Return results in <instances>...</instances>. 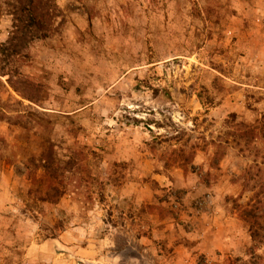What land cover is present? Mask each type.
Here are the masks:
<instances>
[{
	"label": "rangeland",
	"instance_id": "obj_1",
	"mask_svg": "<svg viewBox=\"0 0 264 264\" xmlns=\"http://www.w3.org/2000/svg\"><path fill=\"white\" fill-rule=\"evenodd\" d=\"M55 2L20 59L44 100L31 128L0 122V264H264L241 218L264 189V0ZM51 144L76 170L57 203L28 176Z\"/></svg>",
	"mask_w": 264,
	"mask_h": 264
},
{
	"label": "trees",
	"instance_id": "obj_2",
	"mask_svg": "<svg viewBox=\"0 0 264 264\" xmlns=\"http://www.w3.org/2000/svg\"><path fill=\"white\" fill-rule=\"evenodd\" d=\"M10 1H13L10 14L13 15L14 27L8 41L0 47V86L8 90L11 88L19 96L14 100L21 108H14L9 102H0V122L17 124L26 129L31 128L33 123L30 118L36 116L29 109L33 105H41L45 88L43 84L25 74L20 59L25 56V51L35 40L55 34L57 28L55 22L63 16V13L55 0ZM4 76L8 77L6 81L2 80ZM25 101L29 104H25ZM13 113H16V118L12 117ZM231 117L234 118L233 115ZM191 148L174 149L175 157L172 161L183 167L193 164L197 149ZM53 152L51 144L48 151L40 158L42 165L29 170L28 176L35 187L32 192L38 196V200L57 203L68 188L67 184H63L64 178L75 175L76 170L71 161L66 165H56ZM262 194L264 189L256 194L255 203L249 204L247 208L244 207L241 217L250 224L253 241L259 243L264 238V216L262 213L258 214L263 206Z\"/></svg>",
	"mask_w": 264,
	"mask_h": 264
},
{
	"label": "crops",
	"instance_id": "obj_3",
	"mask_svg": "<svg viewBox=\"0 0 264 264\" xmlns=\"http://www.w3.org/2000/svg\"><path fill=\"white\" fill-rule=\"evenodd\" d=\"M187 234H188V233H186L185 236H187ZM190 236H191V235L189 234L187 238H194V239H195L194 236H193V237H190ZM204 236H205V235H204ZM183 239H184V238H183ZM179 241H182V240H180V238L177 240V243L175 244V245H176V246H175L176 248H174L175 251H177V250H178V251H179V250L182 251L183 245L181 244L182 242H179ZM183 241H185V240H183ZM201 243L203 244V243H204V240H201V241H200V240H199V241L197 240L196 243H195V244H196V247H197V248H199V247L201 248ZM173 244H174V243H172L171 245H173ZM173 246H174V245H173ZM179 248H180V249H179ZM183 251H184V250H183ZM183 251H182V253H183ZM117 259H118V256H116V254H113V260H115V261H113L114 263L116 262Z\"/></svg>",
	"mask_w": 264,
	"mask_h": 264
}]
</instances>
